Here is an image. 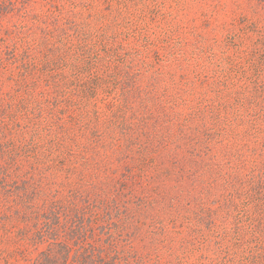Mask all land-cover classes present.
Here are the masks:
<instances>
[{"label":"trees","instance_id":"trees-1","mask_svg":"<svg viewBox=\"0 0 264 264\" xmlns=\"http://www.w3.org/2000/svg\"><path fill=\"white\" fill-rule=\"evenodd\" d=\"M251 1L264 9V0ZM19 2L0 0V23ZM3 45L0 39V244L9 248L0 246V260L32 252L30 264H128L123 244L131 243L128 220L145 214L147 168L188 185L187 192L200 189L197 220L207 212L216 217L209 227L220 233V250L233 254L228 259L264 264V82L244 96L249 109L201 104L149 130L140 114L145 89L117 65L125 62L118 49L84 45L65 65L76 82L50 75L39 99L43 77L21 64L14 48L8 64L20 73L10 74L15 88L3 91ZM100 94L116 98L110 114L91 109Z\"/></svg>","mask_w":264,"mask_h":264},{"label":"rangeland","instance_id":"rangeland-1","mask_svg":"<svg viewBox=\"0 0 264 264\" xmlns=\"http://www.w3.org/2000/svg\"><path fill=\"white\" fill-rule=\"evenodd\" d=\"M18 7L0 23L5 47L1 58L8 69L2 71L5 92L15 88L10 74L20 73L9 65L8 50L15 49L21 64L36 66L30 71L43 77L36 90L40 99L38 92L46 93L50 75L76 82L71 78L73 66L65 65L81 57L84 45L98 41L118 49L125 62L117 65L129 69L137 86L145 89V112L140 114H145L149 130L155 121L171 125L174 111L185 115L201 104L214 109L243 104L249 109L244 96L264 82V9L251 0H23ZM112 90L109 85L106 91ZM66 92L74 95L69 85ZM101 95L91 109L110 114L116 98ZM168 102L176 107L168 110L173 107ZM163 105L167 109L161 111ZM150 109L158 113L152 116ZM118 172L114 176L120 178ZM164 177L166 173L145 168V214L127 219L132 223L131 243L123 244L128 264L240 262L220 250V233L209 227L215 216L207 212L197 220V200L203 199L200 189L187 192L188 185ZM172 200L175 207L171 208ZM204 202L215 208L209 199ZM31 253H14L0 264H30L35 255Z\"/></svg>","mask_w":264,"mask_h":264}]
</instances>
